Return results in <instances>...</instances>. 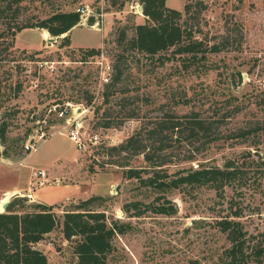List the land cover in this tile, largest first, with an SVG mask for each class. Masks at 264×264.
Wrapping results in <instances>:
<instances>
[{
  "label": "rangeland",
  "instance_id": "obj_1",
  "mask_svg": "<svg viewBox=\"0 0 264 264\" xmlns=\"http://www.w3.org/2000/svg\"><path fill=\"white\" fill-rule=\"evenodd\" d=\"M205 1L203 10L187 17L188 26L201 28L199 35L209 45L220 42V52L185 62L169 52L171 58L164 63L159 55H129L121 63L119 82L107 87L104 77L113 75L122 49L117 42L119 31L125 29L131 38L135 26L146 22L140 0L127 1L120 10L109 0H24L22 22L37 21L58 10L83 12L71 30L70 47L61 46V37L49 34L44 38L41 28L17 33L14 48L0 47V125L3 120L9 124L5 141L0 137V195L20 190L22 195L10 197L11 202L27 196L29 190L43 188L42 199L46 204L54 200L59 215L83 199L104 197L92 207L104 211L110 220L132 224L131 230L115 239L113 264H231L232 241L217 224L226 216L243 224L247 261L264 264V172L257 170L260 158L256 154L257 150L264 154V0ZM185 2L167 0V5L183 10ZM6 40L10 42L11 37ZM81 47L103 50L83 61ZM34 59L53 61L56 71H38ZM57 102L70 103V112L83 122L84 150L70 139L66 118L49 112ZM172 116L201 120L207 128L193 137L184 131L178 139H163L166 167L172 175L190 167L224 168L229 160H246L252 167L222 191L195 185L167 192L168 200L156 204L177 211L164 214L147 207L157 201L159 193L140 187L137 179L124 178L123 167L103 164L110 156L100 146L118 145L140 128H151ZM33 117L42 122H33ZM105 121L114 126L104 127ZM248 126L259 130L239 137L240 129ZM43 130L47 135L41 138ZM97 135L99 141H95ZM144 139L145 143L157 141ZM32 142L35 149L26 151L25 144ZM254 143L257 150L250 146ZM125 161L128 167L147 164L143 155H130ZM38 169L49 178L43 186L35 185ZM135 200L143 201L144 213L129 217L123 206ZM35 246L47 254L49 264L75 260L72 244L62 237L60 228Z\"/></svg>",
  "mask_w": 264,
  "mask_h": 264
},
{
  "label": "trees",
  "instance_id": "obj_2",
  "mask_svg": "<svg viewBox=\"0 0 264 264\" xmlns=\"http://www.w3.org/2000/svg\"><path fill=\"white\" fill-rule=\"evenodd\" d=\"M23 1L0 0V22L4 24L0 25V47L6 44L5 48H14L17 33L28 28L45 29L51 35L62 38V47H70L72 43L70 33L72 28L81 21L80 11L58 10L37 21L27 19L22 22L20 11ZM109 1L112 7L120 10L130 0ZM140 3L143 5L146 22L135 26V34L131 38L127 37L125 29L119 31L117 42L122 49L113 65V75H110L106 81L107 87L119 82L123 75L121 63L129 55L140 53L147 58L159 55L158 58H161V62L164 63L171 58L169 55L171 52L183 57L185 62L200 60L206 58L208 53H218L222 50L220 42L209 45L203 37H200L201 28L188 26L187 17H191L194 10H203L206 5L205 0H186L183 10L170 7L167 5V0H140ZM89 20L91 24L95 21L94 17ZM64 34L65 36H62ZM8 37H11L10 42L6 40ZM102 50L100 47H81L79 48L81 60L85 61L91 56L100 55ZM30 56L32 57L33 54ZM32 121H39L40 124L42 118L33 117ZM103 126L109 128L114 125L111 121H105ZM8 128L9 124L3 120L0 125V137L3 141L6 139ZM206 129L204 122L197 119L182 121L174 116L161 119L151 128H140L118 145L111 147L101 145L100 147L108 149L107 154L110 156V159L103 164L114 163L123 167L124 178L137 179L140 187L158 192L157 201H150L147 207L156 213L173 214L177 211L174 207L156 204L161 199L168 200L167 192L195 185H211L217 191H222L232 181L242 178L246 170L252 167L246 160L241 163H233L229 160L224 168L190 167L178 170L174 175L169 173L166 167L168 159L165 150L167 152V148L163 139L166 137L178 139L184 131L193 137L200 130ZM257 130H259L258 126L253 128L248 126L240 129L237 134L239 137L246 138L253 133L252 131ZM144 138H155L157 141L145 143ZM250 146H254L257 150V144ZM256 154L260 158L257 162V170L264 172V154L258 150ZM130 155H143L147 164L141 167H128L130 164L125 159ZM102 199L104 197L100 195L91 196L72 204L59 215L55 209L57 205L42 202L28 203L27 196L14 197L8 203L6 210L0 212V264H49L47 254L35 248V245L42 242L57 228H60L62 237L72 244L75 257L73 264H113L111 255L115 250V239L118 235L131 230L132 224L121 219L110 220L104 211L92 207L93 202ZM141 205L143 201H131L124 204L123 210L129 214V217H140L144 213ZM238 214L237 217L240 216ZM217 224L232 241L231 264H252L244 256L246 231L242 222L226 216L219 219ZM261 252H264V249H261ZM193 264L197 263L193 262Z\"/></svg>",
  "mask_w": 264,
  "mask_h": 264
},
{
  "label": "built area",
  "instance_id": "obj_3",
  "mask_svg": "<svg viewBox=\"0 0 264 264\" xmlns=\"http://www.w3.org/2000/svg\"><path fill=\"white\" fill-rule=\"evenodd\" d=\"M83 9H78V11H80L81 13ZM34 64H36L37 70L38 71H47L50 74L54 73L56 71V67H55V63L53 61H49V60H43V59H36L34 61ZM110 69V66H109ZM109 76L106 75V77H104L105 81H108ZM35 86H38V83L35 82ZM70 107H72V105L70 103L67 104H63L61 105L60 103H55L53 105V108L51 107V109H49V112L53 113L56 115L57 118L59 119H63L66 118L68 125H69V136L70 139L73 140L77 147L79 149H85L86 148V140L87 137L84 135V124L81 120H79V117H74L72 114V111L70 112ZM71 114V115H69ZM80 116V115H79ZM46 132L43 130L41 132L40 137L44 138L46 136ZM95 141H99L100 138L99 136H95ZM90 141H93L92 138L89 139ZM35 149V146L32 143H28L25 144V150L28 152H32V150ZM34 177H36V186H43L46 183L49 182V178L48 175L46 173L45 170L43 169H38L35 174ZM40 244V243H37ZM35 248L38 249V246H35Z\"/></svg>",
  "mask_w": 264,
  "mask_h": 264
},
{
  "label": "crops",
  "instance_id": "obj_4",
  "mask_svg": "<svg viewBox=\"0 0 264 264\" xmlns=\"http://www.w3.org/2000/svg\"><path fill=\"white\" fill-rule=\"evenodd\" d=\"M45 29H43L42 30V32L44 31ZM50 34V33H49ZM44 38H46V37H44ZM37 49H40V48H38L37 47ZM54 174H57L58 173V171H54L53 172ZM53 174V175H54ZM43 188H41V189H37V190H32V193H30V190H29V194H27V196L28 197H30V201H33V202H36V203H46V201H44L43 199H42V197H41V193H42V190ZM7 192H11V193H13V195L11 196V197H13V196H16L17 194H21L22 195V192L20 191V190H18V189H14V190H7V191H5V192H3L1 195H0V199L1 198H3V196L5 195V193H7ZM17 192H19V193H17ZM63 192V191H62ZM66 192V191H65ZM64 192V193H65ZM64 193L62 194V195H64ZM64 196H66V194L64 195ZM64 196H62V197H64ZM59 200H62V198H58L57 199V201H59ZM55 201L54 200H51V201H48L47 202V204H52V203H54Z\"/></svg>",
  "mask_w": 264,
  "mask_h": 264
},
{
  "label": "bare ground",
  "instance_id": "obj_5",
  "mask_svg": "<svg viewBox=\"0 0 264 264\" xmlns=\"http://www.w3.org/2000/svg\"><path fill=\"white\" fill-rule=\"evenodd\" d=\"M43 36L44 37H46V38H48V36H49V32L47 31V30H44L43 31ZM50 39V38H49ZM17 193H19V192H17ZM13 195V193H9V192H7V193H5V195L3 196V198L0 200V212H4L6 209H5V207H4V204L10 199V197ZM12 199V198H11ZM10 199V200H11Z\"/></svg>",
  "mask_w": 264,
  "mask_h": 264
},
{
  "label": "water",
  "instance_id": "obj_6",
  "mask_svg": "<svg viewBox=\"0 0 264 264\" xmlns=\"http://www.w3.org/2000/svg\"><path fill=\"white\" fill-rule=\"evenodd\" d=\"M139 8H140L141 11H143V5L140 4L139 5ZM62 36H65V34L62 35ZM50 40H54V38L53 37H50ZM9 202H10V199L4 204L5 209H6V207H7V205H8Z\"/></svg>",
  "mask_w": 264,
  "mask_h": 264
}]
</instances>
